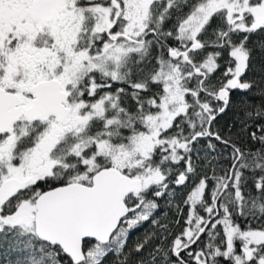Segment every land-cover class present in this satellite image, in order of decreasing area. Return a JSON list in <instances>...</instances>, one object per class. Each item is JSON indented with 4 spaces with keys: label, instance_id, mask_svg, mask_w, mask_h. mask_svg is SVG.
<instances>
[{
    "label": "snow or ice",
    "instance_id": "6c2138e0",
    "mask_svg": "<svg viewBox=\"0 0 264 264\" xmlns=\"http://www.w3.org/2000/svg\"><path fill=\"white\" fill-rule=\"evenodd\" d=\"M257 31L264 0H0V264H264V103L241 120L255 150L213 130L233 90L264 97ZM197 175L169 242L156 198Z\"/></svg>",
    "mask_w": 264,
    "mask_h": 264
},
{
    "label": "trees",
    "instance_id": "16d2710c",
    "mask_svg": "<svg viewBox=\"0 0 264 264\" xmlns=\"http://www.w3.org/2000/svg\"><path fill=\"white\" fill-rule=\"evenodd\" d=\"M173 21H169L167 24H165V29L167 30L169 27H171ZM220 21L218 19H214L212 21V27L209 29V32H211L212 28H215ZM243 33L234 35L233 39L237 42L239 39L243 38ZM264 42V32L257 31L256 33L250 34L249 40H248V46L252 48V54L255 57L253 63L257 65H264V59H262V54L259 50V43ZM168 44L175 46V41L169 40L167 41ZM211 50V49H209ZM155 55V50H154ZM228 59L227 51L224 52L222 59L218 60V63L220 64V67L216 70L214 75L212 76V80L215 81L217 78L221 77L223 72L225 71L227 64L225 61ZM259 73L255 71H249L244 76V79H252L253 77L257 76ZM264 86V85H262ZM117 87H124V85L121 84H115L112 88V91H115V88ZM153 91H156V87L153 86ZM130 91V89H129ZM151 93H148L150 95ZM142 95H145L142 93ZM231 104L226 109V111L220 115H218L215 124L213 125L214 131H220L222 135L225 137L231 136L233 139H239V141L243 142L248 148H251L252 150H255L260 145L257 143H254L249 135H245L241 132V120L243 119L244 109L245 105H251L252 109L254 110L255 106L257 104L264 103V97H261L257 94V89L254 87L252 91L240 93L238 90H233L231 92ZM126 105H130L133 109L135 108V101L131 100L130 97L126 99ZM206 139H201L196 145L195 148L199 149V154L197 155V152L194 151L192 153L193 156V162L197 166V172L200 175H203L205 173L204 168V146L207 144ZM213 143H216L217 147L215 152H210L209 155L216 156L217 154H222L219 163L221 165H230V148H225L222 144L219 142L213 140ZM173 169L176 170H182L184 168V163L181 162L178 165H172ZM178 174V171L176 172ZM207 174L211 175V167L207 169ZM200 176L197 175L195 177H190V183L187 181L185 185L177 186L174 184H170V188L175 191L176 195L174 198H172V204L169 205V197L167 195H164L160 198H156L157 203L159 204V208L155 211L154 218H159L161 224H168L169 229L172 232V236L168 238L169 242L174 237L175 234L183 230L184 227V218H186L188 213V206L184 204V200L188 194V192L192 189L193 185V179H195L196 182H198ZM172 180H175V175L172 176ZM190 188V189H189ZM151 198V193L149 194ZM179 205V210L176 206ZM203 215H206L204 213H201ZM179 221V224L177 225L176 221ZM236 222L241 225V227H245L247 222L243 217H237ZM253 226H257L256 224H253ZM155 226L151 224V221L144 222L141 226L137 227L136 229L132 230L130 232L129 238H128V248H132L135 244V242L138 239H143V236L146 232H152L155 231ZM207 240L206 234L201 235V239L198 245L192 246L189 251H195L197 248L203 245V243ZM161 241L157 239L155 243H160ZM237 246L239 245V241L236 242ZM183 256L185 258H188L187 252L183 253ZM65 260L67 257L64 258ZM113 257L110 255L107 258L106 264H110ZM218 261H220V264H228V261L224 258H217ZM192 264H195L193 261Z\"/></svg>",
    "mask_w": 264,
    "mask_h": 264
},
{
    "label": "water",
    "instance_id": "95a60500",
    "mask_svg": "<svg viewBox=\"0 0 264 264\" xmlns=\"http://www.w3.org/2000/svg\"><path fill=\"white\" fill-rule=\"evenodd\" d=\"M238 90V89H237ZM238 92H240V93H245L244 91H241V90H238ZM220 115V114H219Z\"/></svg>",
    "mask_w": 264,
    "mask_h": 264
},
{
    "label": "rangeland",
    "instance_id": "374dc122",
    "mask_svg": "<svg viewBox=\"0 0 264 264\" xmlns=\"http://www.w3.org/2000/svg\"><path fill=\"white\" fill-rule=\"evenodd\" d=\"M189 183H190V179H189V181H188ZM187 183V182H186ZM182 186V185H181ZM190 189V188H189Z\"/></svg>",
    "mask_w": 264,
    "mask_h": 264
},
{
    "label": "bare ground",
    "instance_id": "6f19581e",
    "mask_svg": "<svg viewBox=\"0 0 264 264\" xmlns=\"http://www.w3.org/2000/svg\"><path fill=\"white\" fill-rule=\"evenodd\" d=\"M222 114V113H221Z\"/></svg>",
    "mask_w": 264,
    "mask_h": 264
}]
</instances>
